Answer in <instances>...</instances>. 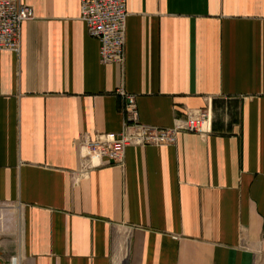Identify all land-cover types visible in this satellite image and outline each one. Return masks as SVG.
Returning a JSON list of instances; mask_svg holds the SVG:
<instances>
[{"label": "crops", "instance_id": "crops-1", "mask_svg": "<svg viewBox=\"0 0 264 264\" xmlns=\"http://www.w3.org/2000/svg\"><path fill=\"white\" fill-rule=\"evenodd\" d=\"M0 50V264H264V0H127L103 63L80 0H21ZM208 109L212 130L82 167L81 139Z\"/></svg>", "mask_w": 264, "mask_h": 264}, {"label": "built area", "instance_id": "built-area-1", "mask_svg": "<svg viewBox=\"0 0 264 264\" xmlns=\"http://www.w3.org/2000/svg\"><path fill=\"white\" fill-rule=\"evenodd\" d=\"M127 16V0H80V18L85 22L89 36L100 41L103 63H124ZM32 18V6L21 0H0V50L19 53L21 25ZM121 93L125 98L123 128L117 133L88 134L81 139L84 169L105 162L122 163L128 146L173 144L181 132L206 134L212 130V114L208 109L189 112L184 118H177L171 127L142 123L135 95ZM10 264H21L20 257H11Z\"/></svg>", "mask_w": 264, "mask_h": 264}, {"label": "rangeland", "instance_id": "rangeland-1", "mask_svg": "<svg viewBox=\"0 0 264 264\" xmlns=\"http://www.w3.org/2000/svg\"><path fill=\"white\" fill-rule=\"evenodd\" d=\"M9 260H11V257L9 258Z\"/></svg>", "mask_w": 264, "mask_h": 264}]
</instances>
